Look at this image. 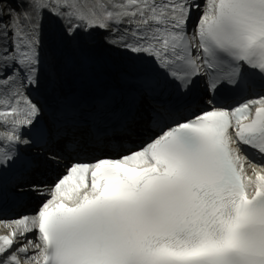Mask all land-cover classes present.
I'll use <instances>...</instances> for the list:
<instances>
[{"label": "snow or ice", "instance_id": "snow-or-ice-1", "mask_svg": "<svg viewBox=\"0 0 264 264\" xmlns=\"http://www.w3.org/2000/svg\"><path fill=\"white\" fill-rule=\"evenodd\" d=\"M45 11L67 19L69 36L109 30L110 43L148 57L129 84L138 96L164 82L187 95L199 79L208 107L168 111L167 122L157 114L159 132L139 147L109 142L116 155L77 159L52 185H32L46 199L0 220V264H264V0H97L88 11L76 0H21L7 23L0 9V167L32 142L23 129L41 113L26 90L38 83ZM35 135L46 141L47 129ZM105 143L89 128L71 147L86 155Z\"/></svg>", "mask_w": 264, "mask_h": 264}, {"label": "bare ground", "instance_id": "bare-ground-1", "mask_svg": "<svg viewBox=\"0 0 264 264\" xmlns=\"http://www.w3.org/2000/svg\"><path fill=\"white\" fill-rule=\"evenodd\" d=\"M15 1L21 3V0ZM76 3L79 8L88 11L96 5L97 0H76ZM73 23L80 22L73 19ZM68 27L67 19L53 16L47 11L43 13L40 27L38 83L30 87L37 99L51 103L60 102L75 89L74 82L79 80L77 86L80 92L88 99L87 101L91 102L95 91L121 90L129 86L136 74L142 73L151 65V61L145 55L133 54L118 46V40L116 43H110L109 41L116 39L118 35L112 31L99 28L85 31L84 27H80L69 36ZM84 63L88 64L87 69ZM85 71L89 73L84 75ZM30 96H33L32 93ZM139 133L136 131L132 135ZM10 166L12 164L0 167V172L8 170ZM6 233L4 227L0 226V235Z\"/></svg>", "mask_w": 264, "mask_h": 264}, {"label": "rangeland", "instance_id": "rangeland-1", "mask_svg": "<svg viewBox=\"0 0 264 264\" xmlns=\"http://www.w3.org/2000/svg\"><path fill=\"white\" fill-rule=\"evenodd\" d=\"M3 2V1H2ZM0 3V9H2V10H4L5 9V7H4V3ZM1 220H3V219H1Z\"/></svg>", "mask_w": 264, "mask_h": 264}]
</instances>
